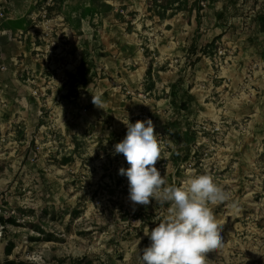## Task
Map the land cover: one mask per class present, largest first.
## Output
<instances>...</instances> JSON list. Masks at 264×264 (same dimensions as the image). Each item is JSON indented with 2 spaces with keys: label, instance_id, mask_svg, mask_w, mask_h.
I'll return each mask as SVG.
<instances>
[{
  "label": "rangeland",
  "instance_id": "rangeland-1",
  "mask_svg": "<svg viewBox=\"0 0 264 264\" xmlns=\"http://www.w3.org/2000/svg\"><path fill=\"white\" fill-rule=\"evenodd\" d=\"M64 1L0 0V22L34 6L28 33L0 31V264H141L170 205L129 200L127 119L153 121L169 184L208 173L230 193L207 264H264V0H199L197 29L181 2Z\"/></svg>",
  "mask_w": 264,
  "mask_h": 264
},
{
  "label": "clouds",
  "instance_id": "clouds-1",
  "mask_svg": "<svg viewBox=\"0 0 264 264\" xmlns=\"http://www.w3.org/2000/svg\"><path fill=\"white\" fill-rule=\"evenodd\" d=\"M92 103L103 109L101 95H92ZM122 122L127 133L113 155L122 154L129 165L119 169L128 180L129 200L133 205H170L169 215L144 232L151 243L142 250L141 264H207V253L224 248L213 207L230 201V193L208 173L191 174L179 186L169 184L156 167L162 146L153 121Z\"/></svg>",
  "mask_w": 264,
  "mask_h": 264
},
{
  "label": "trees",
  "instance_id": "trees-1",
  "mask_svg": "<svg viewBox=\"0 0 264 264\" xmlns=\"http://www.w3.org/2000/svg\"><path fill=\"white\" fill-rule=\"evenodd\" d=\"M64 0H56V2H58L59 4H61L62 2H63ZM168 1V0H167ZM170 1H172V2H175V3H179V2H181V5H178V8L179 9H182V10H187V12L188 13H191L192 11H194L195 12V16H194V20H195V25H196V29L198 28V26H199V21H200V18H199V11H200V8H199V6H198V2H199V0H193L191 3H190V5L187 7V2H188V0H170ZM182 7V8H181ZM184 7V8H183ZM92 14H93V10L92 11H90V12H88V13H85V14H80L79 16H78V18H77V21H78V23L80 22V20L81 19H84V18H86V17H90V16H92ZM62 15H63V18L64 19H66V21L68 22V20H67V18L65 17V14H63L62 13ZM253 17H254V19H255V23H256V26H257V31H258V33L260 34V35H262V45H256V43H254V44H252L255 48H256V54L259 56V57H261V58H264V11H259V12H255L254 14H253ZM218 37V36H217ZM216 37V38H217ZM214 41H215V38H213V41L210 43V45H212L213 43H214ZM259 42V41H258ZM189 48H190V51L192 52L193 50H194V39L192 38V41H191V44H190V46H189ZM85 77V76H84ZM84 77H80V81H82V82H80L81 83V85L83 86L84 85ZM82 79V80H81ZM77 91H78V88L77 87H75V88H71L69 91H68V93H69V95H76L77 94ZM169 96H171V95H174V88H170L169 89V94H168ZM182 95L184 96V97H187V98H189V97H191V96H189V95H187L186 94V92H182ZM169 128H172L173 126H177V124H175V122L173 121V122H171V123H169ZM181 131V130H180ZM182 131H184V129L182 130ZM185 132H186V130H185ZM193 137V136H192ZM194 139V138H193ZM186 155H184V156H182L181 158H180V156H178V153H177V151H175L173 154H172V156H171V160L173 161V165H175V170H177L178 169V164L180 163V162H184L185 160H186ZM5 223H11V224H13V223H15V220H14V218L12 217V216H8L7 218H2V217H0V225H1V227L3 228L4 227V224ZM63 264V262H60V264ZM66 264H82V262H81V260L80 259H78V258H73V259H69L68 260V262L66 263ZM89 264V263H88Z\"/></svg>",
  "mask_w": 264,
  "mask_h": 264
},
{
  "label": "crops",
  "instance_id": "crops-1",
  "mask_svg": "<svg viewBox=\"0 0 264 264\" xmlns=\"http://www.w3.org/2000/svg\"><path fill=\"white\" fill-rule=\"evenodd\" d=\"M65 3H66V6L68 5V1H66V2L63 1L61 3L62 6L65 5ZM67 8H68V6H67ZM19 9H21V10L23 9V12L18 13L15 11V10H19ZM47 9H50V8H47ZM70 9H72L73 11H75V10L77 11L78 8H76V6L74 4L73 6L70 7ZM87 9L88 8H86V10ZM33 10H34L33 3H29L26 6H24L23 8H18V7L17 8L16 7L9 8V10H7L8 12L4 16L3 20H1V22H0V31L10 32V33L11 32H13V33L21 32L25 35V33H28V30H30L31 23L33 22L32 16L30 15V12H32ZM81 14H85V12H82ZM65 17L67 18V20L69 22L70 21L69 14H66ZM90 17H86V18L81 19V20L89 19Z\"/></svg>",
  "mask_w": 264,
  "mask_h": 264
},
{
  "label": "built area",
  "instance_id": "built-area-1",
  "mask_svg": "<svg viewBox=\"0 0 264 264\" xmlns=\"http://www.w3.org/2000/svg\"><path fill=\"white\" fill-rule=\"evenodd\" d=\"M19 34H22V33H21V32H18V33H14V35H16V36H17V35H19Z\"/></svg>",
  "mask_w": 264,
  "mask_h": 264
}]
</instances>
